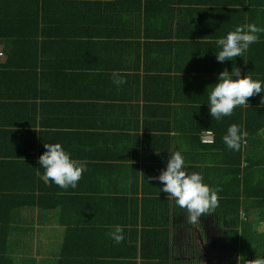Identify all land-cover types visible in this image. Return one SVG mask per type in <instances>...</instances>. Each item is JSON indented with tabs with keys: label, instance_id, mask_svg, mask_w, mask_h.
<instances>
[{
	"label": "crops",
	"instance_id": "crops-1",
	"mask_svg": "<svg viewBox=\"0 0 264 264\" xmlns=\"http://www.w3.org/2000/svg\"><path fill=\"white\" fill-rule=\"evenodd\" d=\"M249 22L264 26V0H0V95L8 104L0 109V179L17 153L37 162L43 143L59 142L87 161L62 214L22 209L19 223L28 230L12 229L20 246L11 247V256L20 254L14 264H40L27 262L28 251L47 233L58 239L47 264H194L198 254L213 264L200 241L229 243L226 221L212 212L190 221L155 177L172 151L210 157L187 130L205 113L210 120L211 69L233 61L217 62L215 39ZM15 34L24 37L16 43ZM240 58L237 67L250 66L260 80L264 33L246 51L247 63ZM113 70L124 80L119 86ZM251 139L242 149L264 153V126ZM36 172L22 174L24 189H41L38 177L49 181ZM115 226L119 243L106 236ZM255 229L263 231L264 220Z\"/></svg>",
	"mask_w": 264,
	"mask_h": 264
},
{
	"label": "trees",
	"instance_id": "trees-1",
	"mask_svg": "<svg viewBox=\"0 0 264 264\" xmlns=\"http://www.w3.org/2000/svg\"><path fill=\"white\" fill-rule=\"evenodd\" d=\"M15 35L16 43L24 37L20 34ZM38 42V38L32 36L28 43L34 46ZM14 51L17 54L22 50L16 47ZM227 65L224 68L231 71L233 66L237 67V61H232L231 65L228 62ZM248 67L249 69H244L243 67L240 69L241 75L248 74L252 78L253 71L250 66ZM224 68L211 69L215 78L213 83L216 82L217 74ZM8 77L10 78V76ZM258 79H260L262 87H264V74H260ZM3 89H5V83L0 82V91H3ZM4 99L6 98L1 93L0 109L8 105ZM248 99L249 105L235 107L230 116H224L220 120L211 119L210 117V120L206 122L208 115L205 113L201 124L194 130H192V127L188 128L187 132H190L191 143L192 141L193 143L197 141L198 144L204 146L200 147V149L202 152L209 153L208 156L211 158H196L189 154H182L186 168L195 169L203 177L204 183L209 187L212 186L213 189H218V205L210 212L219 214L220 218L226 221V239L229 241L227 246L229 245V249L233 254L230 258V264H237L238 259H240L239 264H254L257 263L255 262L256 258L261 260L264 257L263 255L262 257H257L258 255L254 252H264V240L260 239L264 236V230L257 231L255 229V224L258 225L264 220V153L262 151L248 150V148L242 149L247 142L251 144V138L257 135L258 131L264 126V106H259L260 95ZM8 101L10 100L8 99ZM195 107L197 108V106ZM4 109L7 111V108ZM233 123L240 125L248 132L247 137L242 140L240 148L235 151L228 149L222 141V136L226 133L227 127ZM208 129L213 132L214 141L205 143L201 141L200 137L201 133ZM33 134L35 136V133ZM34 136L27 137L30 139L29 144L34 142ZM250 144L248 143L249 147L251 146ZM21 146L23 147L24 144H21ZM186 150L185 153L192 151L191 148ZM43 151L44 148L42 147L38 153L41 154ZM18 154L20 153H17L16 159L11 160L12 165H7L2 171V179H0V264H14L15 259L19 260L20 258V254L11 256V247L13 249L20 247L19 244L18 246L14 244L15 241L12 238L15 233L12 231L15 229L14 232L23 235L28 230L26 226L22 227L19 223L22 209H30L35 214L38 211L39 215H44L47 210L56 209L59 214H62L65 200L70 193L74 192L70 187L68 189L57 188V185L50 180L47 182L40 180L39 177L34 181L38 182L39 180V184L43 185L41 189L36 188L30 191L24 189L22 186V174L25 172L27 176L30 172V175H32L33 170L35 173H37L36 170L38 173L39 171L44 173V169L39 167L37 162L34 163L29 160L21 162ZM194 161L199 164L197 166L192 165ZM206 162L207 164H204ZM208 162H213L214 164L210 165ZM136 170L137 168L134 169L133 167V173ZM242 211H244V214H241ZM61 221L64 222V220ZM68 224L65 225L71 226ZM238 242L240 243V256H238L237 251ZM194 264H203L200 254H198Z\"/></svg>",
	"mask_w": 264,
	"mask_h": 264
},
{
	"label": "clouds",
	"instance_id": "clouds-1",
	"mask_svg": "<svg viewBox=\"0 0 264 264\" xmlns=\"http://www.w3.org/2000/svg\"><path fill=\"white\" fill-rule=\"evenodd\" d=\"M261 33H264V26L249 22L237 25L234 30L215 39L218 51H214V54L217 62L234 61L236 57L244 60L243 54L251 44L259 40ZM244 62L247 63L245 60ZM111 78L112 83L117 86L124 83L117 70H113ZM212 85L206 101L211 119L220 120L224 116L232 115L235 107L249 105L248 98L256 95H260L259 106H264L262 82L252 79L248 74L242 76L239 67L233 66L231 71L223 69L217 74L216 82ZM247 135L248 132L244 128L233 123L227 127L222 141L228 149L235 151L240 148L242 140ZM43 147L45 150L37 158V163L44 169V176L61 189L69 187L75 189L82 173L87 170V161L72 158L59 142L43 143ZM186 167L182 151H172L167 158L166 167L155 179L161 183L160 192L174 199L175 204L181 209H187L189 213L187 218L194 221L201 214H208L217 207L218 189H210L198 172H187ZM106 236L119 243L122 239L121 228L115 226L114 230L106 233ZM239 261L240 259L237 264ZM258 264H264V259Z\"/></svg>",
	"mask_w": 264,
	"mask_h": 264
},
{
	"label": "rangeland",
	"instance_id": "rangeland-1",
	"mask_svg": "<svg viewBox=\"0 0 264 264\" xmlns=\"http://www.w3.org/2000/svg\"><path fill=\"white\" fill-rule=\"evenodd\" d=\"M207 229H208V226H207ZM209 229H210V226H209ZM32 242H33V246L28 251V253L29 254L33 253L34 258H32V259L28 258L27 262L33 263V262L39 261L40 263H44V262H47L49 260V258H47L45 256L46 255L45 252L51 251L53 249V247L55 248L57 246L56 244H58V239H56V237H53L52 233H47L46 237H45V235L43 237H41V241H37L35 243H34V241H32ZM202 242L203 241H200L201 246L204 247L203 248L204 250L201 251L202 254L205 252L206 255L209 253L210 256L214 255L216 257L222 256V255H225V256L228 255L227 254V248L225 246V244H227V242H223L224 243L223 248H220L219 244H216V246H214L215 244H213V245L209 244L206 246V245H203ZM37 254H39V256H37ZM229 255H230L229 258H231L233 256L231 250L229 252ZM40 256H41V259H40Z\"/></svg>",
	"mask_w": 264,
	"mask_h": 264
},
{
	"label": "flooded vegetation",
	"instance_id": "flooded-vegetation-1",
	"mask_svg": "<svg viewBox=\"0 0 264 264\" xmlns=\"http://www.w3.org/2000/svg\"><path fill=\"white\" fill-rule=\"evenodd\" d=\"M204 228V232H206V236H207V240L211 241V239L209 238V235H208V229H209V226H208V229H207V226H206V230H205V225L203 226ZM194 230L196 231L197 228L195 227ZM223 234H225L224 232H222ZM221 233V234H222ZM214 240V239H213ZM216 241V240H215ZM208 241H205V243H207ZM224 242V241H223ZM214 242H211L210 245H213ZM216 244H219L220 246V242L216 241L215 245ZM223 244V243H222ZM206 245V244H205ZM207 246V245H206ZM224 246H220V248H223ZM204 250V249H203ZM229 259L227 258V256L225 255H222V256H214V255H211L208 257V261H212L213 264H230V260L228 261Z\"/></svg>",
	"mask_w": 264,
	"mask_h": 264
},
{
	"label": "built area",
	"instance_id": "built-area-1",
	"mask_svg": "<svg viewBox=\"0 0 264 264\" xmlns=\"http://www.w3.org/2000/svg\"><path fill=\"white\" fill-rule=\"evenodd\" d=\"M201 141L202 142H205V143H210V142H213L214 141V135H213V132L211 130H204L202 133H201Z\"/></svg>",
	"mask_w": 264,
	"mask_h": 264
},
{
	"label": "water",
	"instance_id": "water-1",
	"mask_svg": "<svg viewBox=\"0 0 264 264\" xmlns=\"http://www.w3.org/2000/svg\"><path fill=\"white\" fill-rule=\"evenodd\" d=\"M224 242H225V241H224ZM223 245H224V243H223ZM223 245H222V246H223ZM225 246L227 247V244H225Z\"/></svg>",
	"mask_w": 264,
	"mask_h": 264
},
{
	"label": "bare ground",
	"instance_id": "bare-ground-1",
	"mask_svg": "<svg viewBox=\"0 0 264 264\" xmlns=\"http://www.w3.org/2000/svg\"><path fill=\"white\" fill-rule=\"evenodd\" d=\"M43 87V86H42Z\"/></svg>",
	"mask_w": 264,
	"mask_h": 264
}]
</instances>
